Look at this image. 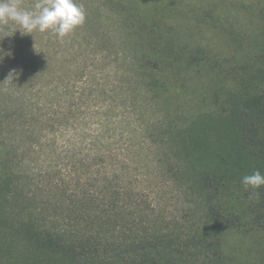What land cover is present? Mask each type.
Listing matches in <instances>:
<instances>
[{
	"label": "trees",
	"instance_id": "trees-1",
	"mask_svg": "<svg viewBox=\"0 0 264 264\" xmlns=\"http://www.w3.org/2000/svg\"><path fill=\"white\" fill-rule=\"evenodd\" d=\"M25 1L20 2L23 8ZM14 31L9 37L0 35V91L18 95L26 117L39 124V134L63 127L82 134L80 151L72 157L88 145L83 134H95L90 144L97 147L93 166H108L96 170L91 182L93 166L82 158L83 176L51 180L40 206L39 175L24 174L14 165L1 120L0 264H230L221 240L238 220L224 214L222 200L243 186L244 175L257 169L264 174V69L243 85L228 117L197 115L183 125L167 126L154 138L165 148V171L204 207V227L192 239L193 249L189 238L156 229L154 205L148 202L151 192L139 187L137 177L125 182L129 157L122 152L143 130L138 100L128 93L131 88L126 92L124 81H109L106 70H99L102 54L91 60L84 55L88 38L78 43L71 36L57 37L54 43L46 37L45 44L34 47L19 25L10 24L9 34ZM13 69L16 74L7 79ZM152 77L156 80L157 75ZM121 96L125 98L119 102ZM148 127H157L153 119ZM104 130L112 134L105 143L100 136ZM42 137L28 146L32 157L56 154L54 140L41 142ZM106 144L107 155L100 152ZM258 191L264 228V187ZM196 250L199 260L191 254Z\"/></svg>",
	"mask_w": 264,
	"mask_h": 264
},
{
	"label": "rangeland",
	"instance_id": "rangeland-1",
	"mask_svg": "<svg viewBox=\"0 0 264 264\" xmlns=\"http://www.w3.org/2000/svg\"><path fill=\"white\" fill-rule=\"evenodd\" d=\"M35 2L25 1V8L32 10ZM78 2L85 9L86 20L68 36L78 43L88 38L83 54L90 55V60L102 54L99 70H106L109 81L114 79L120 84L124 81L123 89L131 88L126 92L138 100L140 107L138 120L143 130L134 134L133 146L122 152L129 157L125 182H134L137 177L139 187L151 192L148 202L154 205L152 218L157 230H172L182 240L190 239V248L195 249L192 239L204 227V207L185 194L180 183L165 171V163L161 161L166 155L165 148L157 145L154 138L163 134L167 126L183 125L197 115L225 118L232 113L233 102L244 92L243 85L264 69V0ZM46 37L56 42L57 36L51 31L27 34L34 47L45 44ZM155 74L158 78L150 80ZM17 96L0 91V121H4V135L9 138L7 150L24 174L39 175L37 199L44 206L51 180L64 178L69 182V175L80 179L82 158L93 166L91 160L97 147L90 144L95 134H83L88 145H83V151L72 157L73 152L80 151L82 134L64 127L39 134V124L26 117L27 111ZM124 98L121 96L119 102ZM152 119L157 127L150 129ZM103 132L100 136L105 143L112 134ZM41 136V142L46 138L54 140L56 154L47 153L41 158L28 154V146ZM109 150L106 144L100 152L107 155ZM106 166L107 162L99 168L93 166L91 182L98 176L95 171L103 172ZM249 193L242 186L222 200L224 214L238 220L221 240L230 264H264L259 203L249 200ZM198 252L191 253L194 260L202 258Z\"/></svg>",
	"mask_w": 264,
	"mask_h": 264
},
{
	"label": "clouds",
	"instance_id": "clouds-1",
	"mask_svg": "<svg viewBox=\"0 0 264 264\" xmlns=\"http://www.w3.org/2000/svg\"><path fill=\"white\" fill-rule=\"evenodd\" d=\"M86 20V12L78 0H36L33 9L21 6L20 0H0V35L9 34V25H19L21 35L34 31H51L58 38L72 34ZM16 70L10 71L8 78L13 79ZM245 190H251L249 200H260L261 187H264V174L259 169L244 175L241 181Z\"/></svg>",
	"mask_w": 264,
	"mask_h": 264
}]
</instances>
